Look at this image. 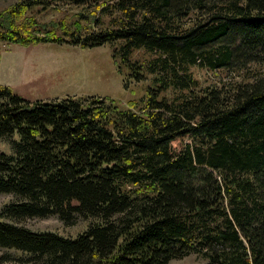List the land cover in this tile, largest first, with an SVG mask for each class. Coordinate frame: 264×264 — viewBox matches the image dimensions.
<instances>
[{
	"label": "trees",
	"instance_id": "1",
	"mask_svg": "<svg viewBox=\"0 0 264 264\" xmlns=\"http://www.w3.org/2000/svg\"><path fill=\"white\" fill-rule=\"evenodd\" d=\"M62 1L89 4L86 24L38 22L42 1L22 0L0 11V42L116 44V64L152 86L138 109L29 103L0 84V195L15 198L0 248L33 264H264V0ZM193 67L224 79L203 87ZM51 216L95 223L70 239L5 221Z\"/></svg>",
	"mask_w": 264,
	"mask_h": 264
},
{
	"label": "rangeland",
	"instance_id": "2",
	"mask_svg": "<svg viewBox=\"0 0 264 264\" xmlns=\"http://www.w3.org/2000/svg\"><path fill=\"white\" fill-rule=\"evenodd\" d=\"M20 1L22 0H0V11ZM40 1L41 4L32 5L28 16L31 14L36 21L42 23L63 21L71 29L75 21L86 24L79 17V13H89L93 9L86 3L76 5L62 0ZM108 20L105 18V21ZM57 33L61 35V30H57ZM115 45L81 48L66 43L19 46L0 42V84L9 87L16 96L29 103L95 97L113 99L121 103L122 107L134 102L140 109L146 101L148 89L152 86L151 76L144 74V79L139 82L129 77L128 68L117 65L113 59ZM151 57V54L143 50L132 55L133 60L143 62ZM191 71L203 87L220 84L224 79L221 73L209 72L199 67H193ZM0 153L12 154L8 140H0ZM12 202H15L12 195H0V211ZM5 221L33 232L48 231L70 239H75L95 223L93 219L79 217L74 225L66 226L55 216ZM29 258L25 253L0 248V264H33L29 263ZM169 264H207V261L191 254L182 259H173Z\"/></svg>",
	"mask_w": 264,
	"mask_h": 264
}]
</instances>
